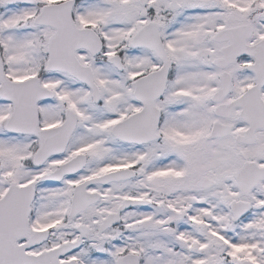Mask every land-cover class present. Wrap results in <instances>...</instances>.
<instances>
[{
    "label": "snow or ice",
    "instance_id": "snow-or-ice-1",
    "mask_svg": "<svg viewBox=\"0 0 264 264\" xmlns=\"http://www.w3.org/2000/svg\"><path fill=\"white\" fill-rule=\"evenodd\" d=\"M0 264H264V0H0Z\"/></svg>",
    "mask_w": 264,
    "mask_h": 264
}]
</instances>
